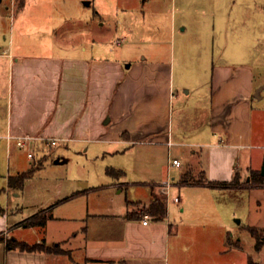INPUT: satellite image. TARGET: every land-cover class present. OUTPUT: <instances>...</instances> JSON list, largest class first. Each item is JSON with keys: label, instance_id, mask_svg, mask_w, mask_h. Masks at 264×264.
<instances>
[{"label": "crops", "instance_id": "0c3cea01", "mask_svg": "<svg viewBox=\"0 0 264 264\" xmlns=\"http://www.w3.org/2000/svg\"><path fill=\"white\" fill-rule=\"evenodd\" d=\"M10 4L14 6V1L10 0ZM239 13L240 19L234 20L237 27L227 31L226 38L222 39L227 47L219 57L221 62L213 63L211 69L179 72L182 76H211L210 112L204 120L205 130L202 128L201 131H206L207 136L196 141L171 140L168 101L174 84V70L170 59L131 58L125 66L118 59L111 61L95 56V53L86 56L89 46L67 48L61 53L34 54L18 51L17 41L10 40L0 53L5 64L0 75V154L11 163L12 148L17 145L15 138L7 139L8 134L29 133L35 137L34 141L49 137L65 142L80 141L101 133V121L107 114L103 123L114 122L115 127L110 134L102 133L105 137L102 139L115 143L158 139L180 147H206L203 149L206 151L204 165L200 169L191 164L184 166V160L174 156L181 161V165L170 169L174 186L180 185L179 180L185 172L205 182L229 181L235 173L240 185L249 181L250 172L257 168L246 164L242 169L237 159L241 153L248 154L250 148L264 147L261 120L257 139L252 120V97L260 100L264 97V77L257 78V62L253 59L258 58V54L255 58L250 56L251 61L246 60L247 52L261 50L264 59V3L246 6ZM234 28L238 31L231 35ZM198 43L199 59L207 60L210 53L213 58L209 40L199 36ZM228 45H236L232 49H237V60ZM228 59L236 61L228 62ZM104 76L106 80L103 81ZM258 110V116L264 121V108ZM165 127L166 134H157ZM15 165L17 170V163ZM197 171L199 177L195 176ZM16 174L9 172L4 176L6 188H2L3 193L17 189L8 185L9 177ZM152 177L146 200L126 198L125 206L117 210L110 205L113 200L97 201V205L111 206L106 212L100 207L91 210L84 199H57L48 205L42 201L35 203L32 212L26 216L22 214L24 206L17 199H0V264H170L171 252L178 256L177 241L175 238V243L171 242L174 224L169 217V202L159 188L168 177L167 166L161 167ZM110 186L119 187L118 192L122 190V185L115 181ZM153 192L165 199L167 214L162 219L144 211L152 202ZM144 214L151 216L147 224L142 222ZM33 220L40 222L26 224ZM22 228L30 229L34 237L30 239L19 234ZM10 238L28 244H44L45 248H7Z\"/></svg>", "mask_w": 264, "mask_h": 264}, {"label": "rangeland", "instance_id": "374dc122", "mask_svg": "<svg viewBox=\"0 0 264 264\" xmlns=\"http://www.w3.org/2000/svg\"><path fill=\"white\" fill-rule=\"evenodd\" d=\"M86 1L27 0L25 7L17 10L16 2L13 6L10 0H1L0 53L10 40H15L18 51L34 54L61 53L67 48L89 46L86 56L95 53V56L111 61L118 59L125 66L131 58L170 59L174 70V84L168 101L171 140L206 139L207 132L201 131L202 128L205 130L204 120L210 112L211 76H182L179 72L211 69L213 63L221 62L219 57L227 47L222 39L226 38L227 31L237 27L234 20L240 19L239 11L249 5L264 3V0H89L88 4ZM237 31L238 28H234L231 35ZM199 36L209 40L213 58L210 53L207 60L199 59ZM117 38H122L123 42L115 44ZM232 47L236 48V45H228V48L235 52L237 60V49L234 51ZM262 47L264 49V45ZM261 52H247L246 57L251 61L250 56L258 54V58L253 59L257 62V78L264 77ZM235 59H228V62ZM4 65L0 57V75ZM252 101L257 139L259 120L264 127L262 117L258 116V109L264 108V97L260 100L253 96ZM108 116L102 118L101 133L80 141L60 140L49 145L43 140L33 141L23 148L14 146L10 164L6 156L0 154V199H17L24 206L22 214L26 216L32 212L35 203L42 201L48 205L57 199H84L91 210L100 207L106 212L111 206L104 203L109 200H113L110 205L114 210L125 206L126 198L146 200L152 176L161 167L166 168L169 157L178 155L184 160V166L191 164L195 169L204 165L206 151L203 149L206 147H180L158 139L137 143L102 139L104 133L110 134L115 127L114 122L103 123ZM166 127L157 134H166ZM262 141L257 142L264 144V139ZM28 151L34 156L29 157ZM237 163L242 169L251 164L260 172L264 164V147L250 148L246 155L239 154ZM31 167L38 168L20 187L10 193L2 192V188H6L4 176L7 173L18 174ZM195 176H200L199 171ZM114 181L122 185L120 192L119 187L110 186ZM203 186L182 184L172 187L168 198L169 217L174 224L171 242L174 244L176 238L178 256L171 252L170 264H248L249 256L264 264V244L260 250L255 249V238L247 228L248 225L257 226L264 236V187L251 186L247 180L240 186ZM77 191L79 194L71 197ZM175 193H179L182 202L171 201ZM97 201L104 203L97 205ZM19 234L30 239L34 237L30 229L22 228ZM226 239L238 245L230 246Z\"/></svg>", "mask_w": 264, "mask_h": 264}, {"label": "trees", "instance_id": "16d2710c", "mask_svg": "<svg viewBox=\"0 0 264 264\" xmlns=\"http://www.w3.org/2000/svg\"><path fill=\"white\" fill-rule=\"evenodd\" d=\"M14 3L16 2V9H20L24 6L25 0H13ZM39 167V166H38ZM38 167H31L28 170L19 172L15 176L9 177L8 185L12 187H20L22 185V182L25 178H27L32 172H34L35 169ZM238 174L235 173L233 178L229 181H218V182H205L202 178H193L190 177L188 172H185L182 174L179 184H198V185H210V186H239V178ZM250 185L251 186H262L264 187V175H262L257 170H252L250 172ZM145 212L148 214L153 215L156 219H162L167 214V207L165 203V199L163 196L152 193V202L144 209ZM40 222V221H39ZM37 222V223H39ZM43 223V221H41ZM36 221H28L26 224H37ZM249 232L251 235L255 238V244L254 247L257 250H260L262 248V245L264 244V236L260 233L259 228L254 225H248L247 226ZM230 246H236L238 245L237 242H233L231 240L227 241ZM7 248H21L23 250H39L43 249L44 244H28L26 242L18 241L15 238H10L7 241ZM48 250L50 248H47ZM248 264H259V262L253 260L251 256L248 257Z\"/></svg>", "mask_w": 264, "mask_h": 264}, {"label": "built area", "instance_id": "2783aa9c", "mask_svg": "<svg viewBox=\"0 0 264 264\" xmlns=\"http://www.w3.org/2000/svg\"><path fill=\"white\" fill-rule=\"evenodd\" d=\"M122 40L123 39L118 38L114 42L116 44H118V43L122 42ZM11 138H15L14 139L15 144L20 148H23V147L29 145L30 143H32L35 140V137L29 133H24V134L17 135V136H12V135L8 134L7 139L10 140ZM43 140H47V144H49V145H54L58 141V139L55 137H49V138H45ZM169 144H170V141H169ZM28 156L32 157L33 153L31 151H28ZM179 165H181L180 159H178L176 157H172V158L169 157L168 158V161H167L168 177L163 183H161L159 185L160 191L166 197V200H168V198H170V196H171L170 188H172L175 185V182L170 175V169L172 166H179ZM179 200H180V196L178 194H176L172 197V201H174V202H178ZM150 217L151 216H149L148 214H144L142 222L144 224H147L148 221L150 220Z\"/></svg>", "mask_w": 264, "mask_h": 264}, {"label": "water", "instance_id": "95a60500", "mask_svg": "<svg viewBox=\"0 0 264 264\" xmlns=\"http://www.w3.org/2000/svg\"><path fill=\"white\" fill-rule=\"evenodd\" d=\"M1 1V0H0ZM86 3L88 4L89 3V0L88 1H86ZM258 91V90H257ZM257 91H256V93H257ZM260 173L262 174V175H264V164L262 165V167H261V171H260Z\"/></svg>", "mask_w": 264, "mask_h": 264}]
</instances>
